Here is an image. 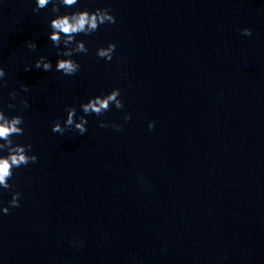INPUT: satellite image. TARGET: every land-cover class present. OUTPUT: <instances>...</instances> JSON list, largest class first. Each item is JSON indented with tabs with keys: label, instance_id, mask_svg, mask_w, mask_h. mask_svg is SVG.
<instances>
[{
	"label": "clouds",
	"instance_id": "obj_1",
	"mask_svg": "<svg viewBox=\"0 0 264 264\" xmlns=\"http://www.w3.org/2000/svg\"><path fill=\"white\" fill-rule=\"evenodd\" d=\"M79 0H35L36 7L33 12H38L45 9L51 4L50 11L55 14L49 22L51 29L49 39L52 45L56 48V55L58 57L55 64V71L62 73L64 76H73L80 71V64L73 59L74 55L87 54L89 49L83 40H77L76 37L80 34L91 35L95 33L101 25L115 24L116 17L112 14L110 8H96L89 11L87 8L78 9L74 12L60 14L61 7L72 8L78 4ZM242 35L251 36L252 30L250 28L241 29ZM62 46V47H61ZM26 47L31 51H36L37 45L34 41L26 42ZM116 49L115 43H108L106 47H100L96 51L99 58L111 61ZM32 67L36 69H43L46 72L53 70V64L46 56L40 55L35 60L34 65L26 64L25 71L31 70ZM5 68L0 66V90L8 87V80L6 79ZM29 87L23 83L20 84V90L13 88L8 92L11 101H16L21 92L27 93ZM121 92L119 88L112 89L106 95H97L90 97L87 102L80 104V109L84 115H80L77 119L76 107H67L65 109L67 115L63 125L58 120L52 126L53 133L63 135L66 131L75 130L79 135L87 133L86 125L88 120L86 116L95 115L97 117L103 116L106 112L111 110L114 105L116 109H123L124 102L120 98ZM19 104L22 108H28L29 102L26 98L19 99ZM8 110L16 108V104L7 103ZM131 119L129 114L124 115V122ZM24 118L20 114L10 115L6 114L4 107L0 106V188L10 190L13 185L9 183L14 176V170L35 164L38 161L36 154L32 153L33 145L15 143L13 137L23 136L25 133ZM111 126L119 131L123 125L121 124H107L104 120L99 121V127L107 128ZM155 127V122L150 121L148 124L149 130ZM6 153V155L4 154ZM21 193L13 191L11 199L7 202V206H3L2 212L8 214L12 208L20 206Z\"/></svg>",
	"mask_w": 264,
	"mask_h": 264
}]
</instances>
